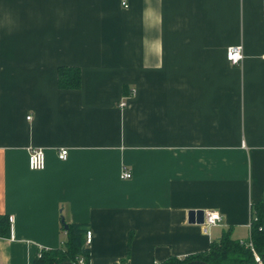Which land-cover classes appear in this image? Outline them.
Returning a JSON list of instances; mask_svg holds the SVG:
<instances>
[{"label": "crops", "instance_id": "1", "mask_svg": "<svg viewBox=\"0 0 264 264\" xmlns=\"http://www.w3.org/2000/svg\"><path fill=\"white\" fill-rule=\"evenodd\" d=\"M127 3L0 0V216L13 218L0 264H36L65 240L62 221L91 232L89 264L249 237L264 203L263 0ZM61 66L80 69L78 88L58 86ZM30 147L43 170L28 168ZM191 210L221 220L204 230Z\"/></svg>", "mask_w": 264, "mask_h": 264}, {"label": "trees", "instance_id": "2", "mask_svg": "<svg viewBox=\"0 0 264 264\" xmlns=\"http://www.w3.org/2000/svg\"><path fill=\"white\" fill-rule=\"evenodd\" d=\"M58 86L62 89L78 88L81 82V71L77 67H58ZM254 218L250 225V234L246 241L231 237L228 229L223 232L218 241H212L207 251L186 255L184 257H170L158 264H256V252L264 264V203L254 204ZM65 225L67 227H65ZM61 231L65 233V240L58 248L38 251L36 264H60L70 260L79 264H89L90 254L85 244L86 228L81 224L61 222ZM10 222L7 216H0V236H9ZM250 241L253 250L246 244Z\"/></svg>", "mask_w": 264, "mask_h": 264}, {"label": "built area", "instance_id": "3", "mask_svg": "<svg viewBox=\"0 0 264 264\" xmlns=\"http://www.w3.org/2000/svg\"><path fill=\"white\" fill-rule=\"evenodd\" d=\"M121 4L123 7H127L128 3L127 0H120ZM264 3V0H263ZM243 58V50L242 46L239 44L236 45H231L227 48L226 50V59L231 63V64H238ZM121 105H124V102L121 103ZM27 118H30V115L27 116ZM69 154V150L65 147H60L57 152H56V157L59 160H65L67 159ZM45 151L41 147H30L27 149V166L30 170L32 171H39L43 170L45 168ZM132 177V172L131 170L123 166L121 171H120V178L121 179H130ZM221 220L220 213L214 210L211 211H206L204 212V221L202 223V226L204 230H207L208 228L212 226H216ZM9 222L10 224L13 222V218L9 217ZM264 225V222H263ZM86 243H90L91 241V232L87 231L86 232ZM252 250H253V245L250 241L246 243ZM254 251V250H253ZM254 258L257 264H263L261 261L260 256L254 252ZM79 264H83V260H79ZM158 264V263H154Z\"/></svg>", "mask_w": 264, "mask_h": 264}, {"label": "water", "instance_id": "4", "mask_svg": "<svg viewBox=\"0 0 264 264\" xmlns=\"http://www.w3.org/2000/svg\"><path fill=\"white\" fill-rule=\"evenodd\" d=\"M188 221L190 223L202 224L204 221V211L203 210H191V211H189ZM65 227H67V226L65 225ZM261 261H262V259H261ZM202 264H204V263H202Z\"/></svg>", "mask_w": 264, "mask_h": 264}]
</instances>
